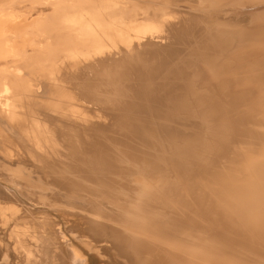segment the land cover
I'll use <instances>...</instances> for the list:
<instances>
[{
    "label": "bare ground",
    "instance_id": "6f19581e",
    "mask_svg": "<svg viewBox=\"0 0 264 264\" xmlns=\"http://www.w3.org/2000/svg\"><path fill=\"white\" fill-rule=\"evenodd\" d=\"M204 1L0 0V264H264V0Z\"/></svg>",
    "mask_w": 264,
    "mask_h": 264
},
{
    "label": "rangeland",
    "instance_id": "374dc122",
    "mask_svg": "<svg viewBox=\"0 0 264 264\" xmlns=\"http://www.w3.org/2000/svg\"><path fill=\"white\" fill-rule=\"evenodd\" d=\"M202 2H204V4H202V5H199L197 8L198 9H200V10H198L197 8L195 9V11H194V9H193V12H195V13H203L204 14V10L205 9H207V8H209L210 6L208 5V4H206L205 3V1L204 0H201ZM184 3L183 5L181 4L180 5V3ZM181 2H177V5H175V6H177V7H179V9H181V7H182V9H184L185 7H188V2L186 1V3H187V5L185 4V2H183V1H181ZM191 4V2H189V5ZM193 5H194V3H192ZM180 5V6H179ZM186 5V6H185ZM209 6V7H208ZM204 7V8H203ZM227 8H223V9H220V10H218L217 12H215V13H217V16L219 15V18H220V16L221 17H223V19H227V18H229L230 17V15L231 14H228V13H226L227 12V10H226ZM202 10H203V12H202ZM199 11V12H198ZM201 11V12H200ZM222 13H224V14H222ZM227 16V17H226ZM229 16V17H228ZM261 130L264 132V127H262L261 128ZM74 241H76L77 243H81V241L79 240V239H74ZM83 253H84V257H85V259H87V261H86V263L87 264H101V262L100 261H98V260H100V259H98L97 258V255H96V253H95V251H91V250H89V249H87V248H85V249H83ZM250 255V254H249ZM249 257V256H248ZM250 257H252V255H250Z\"/></svg>",
    "mask_w": 264,
    "mask_h": 264
}]
</instances>
